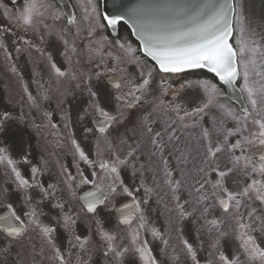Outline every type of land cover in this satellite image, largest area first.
Segmentation results:
<instances>
[{"label":"snow or ice","instance_id":"1","mask_svg":"<svg viewBox=\"0 0 264 264\" xmlns=\"http://www.w3.org/2000/svg\"><path fill=\"white\" fill-rule=\"evenodd\" d=\"M10 3L0 4L6 18L59 41L66 66L24 40L46 58L48 79L29 77L33 93L21 75L29 111H0L3 264H162L156 253L168 264H264V43L241 0H113L111 12L108 0H76L68 14L53 0ZM81 55L101 71H82ZM78 92L86 98L73 116ZM132 112L142 135L118 152L110 130ZM45 129L72 158L54 173L26 138ZM117 196L130 202L117 207ZM154 196L161 228L149 219Z\"/></svg>","mask_w":264,"mask_h":264},{"label":"flooded vegetation","instance_id":"2","mask_svg":"<svg viewBox=\"0 0 264 264\" xmlns=\"http://www.w3.org/2000/svg\"><path fill=\"white\" fill-rule=\"evenodd\" d=\"M2 29H8V31H0V44L4 45L3 48H0V111L8 109L12 111L13 114L19 113L21 110L28 112L29 109L26 106V97L21 88V75L23 76L24 82L29 83V89L34 93L35 84L30 81L29 77L35 74L36 76L42 78V80H47L48 64L46 58L42 57L38 52L35 51V49H28L27 45L24 44V40H27L31 44L35 45L36 48L46 50V52L50 53L52 58L59 65L64 67L66 65L63 62V57L60 55L61 51L63 50L62 44L59 41L49 42L47 37L45 38L44 42H41L39 31L24 32L23 30L17 28L14 23L10 22L5 15L3 17L0 15V30ZM77 43L81 46V51H83V45L86 43V41L78 40ZM17 48H20L21 51L17 52ZM6 52L10 54V59H6ZM79 58L81 60V70L87 72L89 62L86 55H81ZM13 67H15L17 70L15 73L12 71ZM93 69L95 70V66ZM1 86L3 87L2 89ZM173 87H178V84H174ZM152 93L155 95L156 92L152 91ZM166 97L173 98L170 93ZM55 105L56 101L53 99L51 106L55 107ZM140 115L141 114L138 112L129 113L126 115V119H124V121L119 124V128L116 131L117 143L118 146L120 145L119 152L126 151L128 149V145L135 146L136 141L141 137L139 132L136 131V119ZM16 127L17 126L13 125L12 135L16 134ZM25 131L26 138H30L31 142L33 141L31 136H35L37 142V148L34 149L35 154H37V151L40 147L42 154L49 159L50 172L54 173L56 170V165L54 160L49 156V153L55 152L56 157H58L60 154L57 149H54L51 146V144L46 143V140H55L52 136H49L50 130H42L39 136H37L35 132H27V130ZM122 139H126L127 144H121L120 141ZM13 144L15 146V143ZM64 160L65 159H58V161L62 163H64ZM70 160L71 159H69V161ZM157 163H159V160H157ZM2 179L3 178L0 177V182H2Z\"/></svg>","mask_w":264,"mask_h":264},{"label":"rangeland","instance_id":"3","mask_svg":"<svg viewBox=\"0 0 264 264\" xmlns=\"http://www.w3.org/2000/svg\"><path fill=\"white\" fill-rule=\"evenodd\" d=\"M250 1V0H249ZM247 19L251 31L256 34V39L264 43V2L262 7L251 5L247 8ZM223 157H221L222 159Z\"/></svg>","mask_w":264,"mask_h":264},{"label":"water","instance_id":"4","mask_svg":"<svg viewBox=\"0 0 264 264\" xmlns=\"http://www.w3.org/2000/svg\"><path fill=\"white\" fill-rule=\"evenodd\" d=\"M108 2H109V0H108ZM103 3H104V0H103Z\"/></svg>","mask_w":264,"mask_h":264}]
</instances>
